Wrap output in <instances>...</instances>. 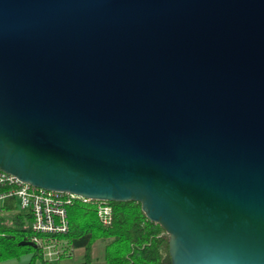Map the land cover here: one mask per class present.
<instances>
[{"label": "water", "instance_id": "1", "mask_svg": "<svg viewBox=\"0 0 264 264\" xmlns=\"http://www.w3.org/2000/svg\"><path fill=\"white\" fill-rule=\"evenodd\" d=\"M0 169L264 264V0H0Z\"/></svg>", "mask_w": 264, "mask_h": 264}, {"label": "trees", "instance_id": "2", "mask_svg": "<svg viewBox=\"0 0 264 264\" xmlns=\"http://www.w3.org/2000/svg\"><path fill=\"white\" fill-rule=\"evenodd\" d=\"M108 202L112 205L109 223L98 220L92 204L77 203L67 208L69 229L60 237L70 248L83 249L82 259L77 264H170L164 229L147 219L140 203L133 200ZM11 206L6 207V214L0 215V257L18 255L24 247L34 249L26 264H34L35 258L52 264L42 258L37 246L18 244L29 239L30 221L23 213H14ZM95 246H101L102 255L97 260L93 257Z\"/></svg>", "mask_w": 264, "mask_h": 264}, {"label": "built area", "instance_id": "3", "mask_svg": "<svg viewBox=\"0 0 264 264\" xmlns=\"http://www.w3.org/2000/svg\"><path fill=\"white\" fill-rule=\"evenodd\" d=\"M92 204L98 220H112V205L108 200L91 199L72 192L49 190L21 181L0 169V215L12 211L29 217V239L47 261L68 253V242L60 237L69 229L67 208L73 204ZM70 248V247H69Z\"/></svg>", "mask_w": 264, "mask_h": 264}, {"label": "rangeland", "instance_id": "4", "mask_svg": "<svg viewBox=\"0 0 264 264\" xmlns=\"http://www.w3.org/2000/svg\"><path fill=\"white\" fill-rule=\"evenodd\" d=\"M18 255L0 257V264H23L32 258L34 249L20 248ZM66 255H62L59 259L51 261L52 264H77L82 259V248H69ZM101 246H95L93 248V257L97 260L101 256ZM26 264V263H25ZM34 264H44L40 259L35 258Z\"/></svg>", "mask_w": 264, "mask_h": 264}, {"label": "crops", "instance_id": "5", "mask_svg": "<svg viewBox=\"0 0 264 264\" xmlns=\"http://www.w3.org/2000/svg\"><path fill=\"white\" fill-rule=\"evenodd\" d=\"M28 262V261H27ZM27 262H25V263H27ZM25 263H23V264H25Z\"/></svg>", "mask_w": 264, "mask_h": 264}]
</instances>
